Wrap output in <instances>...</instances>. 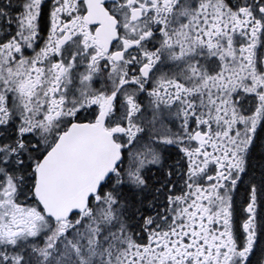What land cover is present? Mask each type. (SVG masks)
I'll return each mask as SVG.
<instances>
[{"label": "snow or ice", "instance_id": "snow-or-ice-1", "mask_svg": "<svg viewBox=\"0 0 264 264\" xmlns=\"http://www.w3.org/2000/svg\"><path fill=\"white\" fill-rule=\"evenodd\" d=\"M0 264H264V0H0Z\"/></svg>", "mask_w": 264, "mask_h": 264}]
</instances>
